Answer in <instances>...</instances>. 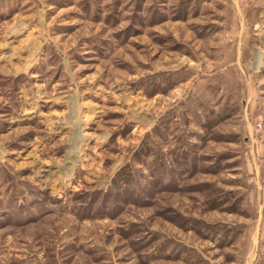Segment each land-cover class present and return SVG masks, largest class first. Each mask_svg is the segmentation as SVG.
<instances>
[{
    "label": "rangeland",
    "instance_id": "obj_1",
    "mask_svg": "<svg viewBox=\"0 0 264 264\" xmlns=\"http://www.w3.org/2000/svg\"><path fill=\"white\" fill-rule=\"evenodd\" d=\"M0 264H264V0H0Z\"/></svg>",
    "mask_w": 264,
    "mask_h": 264
}]
</instances>
